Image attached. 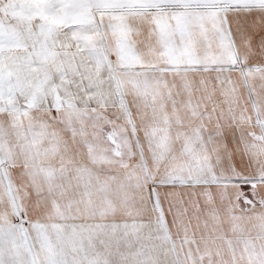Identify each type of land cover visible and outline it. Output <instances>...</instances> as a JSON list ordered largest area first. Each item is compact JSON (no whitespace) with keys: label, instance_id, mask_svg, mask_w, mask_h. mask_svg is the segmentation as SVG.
Returning a JSON list of instances; mask_svg holds the SVG:
<instances>
[{"label":"snow or ice","instance_id":"6c2138e0","mask_svg":"<svg viewBox=\"0 0 264 264\" xmlns=\"http://www.w3.org/2000/svg\"><path fill=\"white\" fill-rule=\"evenodd\" d=\"M0 264H264V0H0Z\"/></svg>","mask_w":264,"mask_h":264},{"label":"crops","instance_id":"0c3cea01","mask_svg":"<svg viewBox=\"0 0 264 264\" xmlns=\"http://www.w3.org/2000/svg\"><path fill=\"white\" fill-rule=\"evenodd\" d=\"M245 187V190H247V189H249L250 188V186H244Z\"/></svg>","mask_w":264,"mask_h":264}]
</instances>
